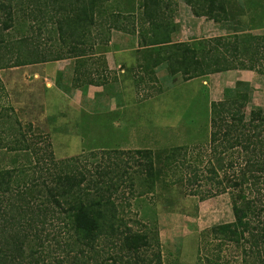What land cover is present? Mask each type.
I'll list each match as a JSON object with an SVG mask.
<instances>
[{
    "label": "rangeland",
    "instance_id": "rangeland-1",
    "mask_svg": "<svg viewBox=\"0 0 264 264\" xmlns=\"http://www.w3.org/2000/svg\"><path fill=\"white\" fill-rule=\"evenodd\" d=\"M162 1L168 5L162 16L177 26L172 35L174 43L198 46L206 39L230 40L236 34H250L259 38L253 43L258 49L247 57L254 56L257 71L264 73V9L258 6L264 0H217L225 2L227 9L220 23L211 19L213 14L197 17L185 0ZM138 6L139 0H113L108 15L123 13L126 19L121 18V25L131 30L140 17ZM45 18L17 26L20 31L6 32L14 40L31 33V51L40 48L44 53L62 52L66 57L0 70V169L15 157L27 163L29 154L38 149V155L32 158H41L44 171L37 174L46 177L47 170H53L48 148L55 161L80 158V168L90 176H96L97 169H105L111 160L114 163L116 157L124 162L120 163L122 169L132 174L137 167L132 168L130 151L150 150L157 157L158 169L165 166L156 186L150 190V183L139 178L135 188L124 184L115 198L130 227L153 231L156 225L163 264L264 263L261 231L256 239L247 233L240 244L210 234L213 227L234 222L233 201L242 203L241 190L233 189L223 178L239 173L247 162H255L261 178L255 187H247L246 195L256 204L253 207L264 208V127L261 136L252 139L255 151L231 148L233 140L228 141L236 130L244 132L241 125L248 124L260 110L264 124V75L254 71L256 81L247 90H236L232 84L235 78L228 77L250 70L191 81H184L181 75L170 76L165 68L148 76L138 66V35L111 30L106 45L101 36L109 28L105 23L94 32L99 39L92 37L83 59L87 62L82 69L95 85L76 89L78 60L70 57L67 47L50 38L54 23L47 15ZM4 20L0 12V25ZM247 57L242 60L247 61ZM226 85H232V89ZM17 142L29 145V152L7 151V145L16 146ZM168 156L173 158L170 166ZM221 159L226 166L223 171L217 166ZM230 162L233 169L227 167ZM259 220L264 221V212L260 217L253 215L252 226L261 228ZM50 223L49 231H63L64 222ZM98 249L101 256L108 257V245L102 242Z\"/></svg>",
    "mask_w": 264,
    "mask_h": 264
},
{
    "label": "trees",
    "instance_id": "trees-1",
    "mask_svg": "<svg viewBox=\"0 0 264 264\" xmlns=\"http://www.w3.org/2000/svg\"><path fill=\"white\" fill-rule=\"evenodd\" d=\"M112 1L0 0V12L5 15L0 25V70L65 59L66 55H62V52L44 53L40 48L31 51L28 48L31 33L23 34L16 40L11 34H6L11 29L20 31L17 26L23 27L29 20H45L47 15L54 23L53 32H49L50 38L67 47L70 57L78 60L74 79L76 89L95 85L89 79L88 72L82 69L87 62L83 59L87 57L86 47L92 42V37L99 39L94 32L104 27L105 23L109 24V28L101 36L106 45L111 30L138 35L141 56L138 66L148 76L154 75L159 68H165L170 76L181 75L184 81L228 71H257L258 60L254 56L247 57L252 51L256 54L258 49L253 48V43L259 41L255 36L236 34L230 40L223 37L206 39L198 46L174 43L172 35L177 26L169 24L162 16L163 9L168 7L162 0H139L140 17L132 23L131 30L121 25V18L126 19L123 13L108 15ZM222 1L185 0L194 15L202 17L213 14L211 19L216 23L222 22L220 18L223 13L227 14L225 2ZM258 6L264 9V4ZM246 57L248 62L242 60ZM257 72L264 75L259 69ZM249 87L248 83L240 81L236 84V90H247ZM243 93L247 95L245 91ZM255 114L248 124L241 125L246 133L236 130L235 136L228 138L230 142L233 140L231 148L240 146L255 151L252 139L259 138L264 127L261 110ZM6 148L10 152H29L31 147L17 142L16 146L7 145ZM46 152L53 163V170H47L46 177L37 174L44 171L41 158H32L38 155V149L29 154L31 157L27 163H21L15 157L7 167L0 169V264H163L156 225L153 231L130 227L115 198L124 184L135 188L136 179L139 178L150 183V190H153L165 169V166L158 169L154 152L130 151L133 154L132 168L137 167L132 174L122 169L120 163L124 162L116 157L114 163L111 160L104 166L105 169H97L96 176L82 171L78 163L80 158L55 161L54 154L48 148ZM113 154L125 155L123 152ZM170 160L173 158L168 156V166ZM222 161H217L220 171L226 168ZM246 164L239 173L235 171L233 176L223 178L230 187L241 190L239 198L242 203L238 199L233 201L234 222L210 230L215 238L235 244L246 239L247 233L252 239H256L260 231L264 236L263 220H259L261 228L252 226L253 215L260 217L264 208L253 207L256 204L251 203L245 192L249 185L255 187L261 177L256 173L254 161ZM227 167L233 169V162ZM52 220L64 222L63 231H49L47 225ZM63 233L67 237H63ZM102 242L109 246L106 252L108 257L101 256L98 249Z\"/></svg>",
    "mask_w": 264,
    "mask_h": 264
},
{
    "label": "crops",
    "instance_id": "crops-1",
    "mask_svg": "<svg viewBox=\"0 0 264 264\" xmlns=\"http://www.w3.org/2000/svg\"><path fill=\"white\" fill-rule=\"evenodd\" d=\"M188 8L190 9V7ZM229 72L231 73L232 71H229ZM255 77H257V74L254 71H237L236 74H232L228 78H231V79L235 78L234 81L232 82L234 88H236V84L239 81L248 83L250 87L252 88L253 87L252 84L256 81ZM228 86H229V89H232V85H228ZM228 86L226 85V87Z\"/></svg>",
    "mask_w": 264,
    "mask_h": 264
}]
</instances>
